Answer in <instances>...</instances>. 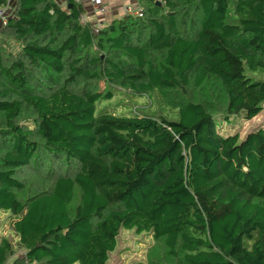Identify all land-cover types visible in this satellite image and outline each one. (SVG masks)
Listing matches in <instances>:
<instances>
[{
	"label": "trees",
	"instance_id": "obj_1",
	"mask_svg": "<svg viewBox=\"0 0 264 264\" xmlns=\"http://www.w3.org/2000/svg\"><path fill=\"white\" fill-rule=\"evenodd\" d=\"M140 3L95 31L80 0L14 1L0 213L15 238L0 264H108L122 229L153 237L140 264H264V129L217 128L263 111L264 0ZM125 90L176 119L102 108Z\"/></svg>",
	"mask_w": 264,
	"mask_h": 264
},
{
	"label": "rangeland",
	"instance_id": "obj_2",
	"mask_svg": "<svg viewBox=\"0 0 264 264\" xmlns=\"http://www.w3.org/2000/svg\"><path fill=\"white\" fill-rule=\"evenodd\" d=\"M3 26L0 24V30ZM101 29V28H100ZM100 87H104V83H100ZM198 98L197 96H194ZM102 108H108L111 112L127 113L134 115H149L153 117H165L168 119H176L173 117L166 105L164 99L154 94H136L127 90L118 91L112 100L102 104ZM217 128L220 134L224 136L236 135L239 133L240 139L257 129H264V108L263 111L252 120L233 117L230 121H218ZM24 176L30 180H34L37 174L32 169L26 170ZM42 176H44L42 174ZM46 177V176H44ZM47 178V177H46ZM9 213H0V237L6 236L14 239L15 235L12 231ZM154 239L150 234H139L134 230L122 229L118 238L117 246L114 252L110 254L108 264H140L146 263L149 251L154 247ZM22 253L21 251L19 252ZM161 257V255H160Z\"/></svg>",
	"mask_w": 264,
	"mask_h": 264
},
{
	"label": "crops",
	"instance_id": "obj_3",
	"mask_svg": "<svg viewBox=\"0 0 264 264\" xmlns=\"http://www.w3.org/2000/svg\"><path fill=\"white\" fill-rule=\"evenodd\" d=\"M59 5L66 7L67 0H55ZM141 0H104L107 11L104 14H97L93 11L90 0H80L84 6V21L89 23L93 29H100L107 24L125 16L128 9L137 11L141 8Z\"/></svg>",
	"mask_w": 264,
	"mask_h": 264
},
{
	"label": "built area",
	"instance_id": "obj_4",
	"mask_svg": "<svg viewBox=\"0 0 264 264\" xmlns=\"http://www.w3.org/2000/svg\"><path fill=\"white\" fill-rule=\"evenodd\" d=\"M14 1L15 0H8L6 6L0 8V24L2 26H6L10 13L12 9L14 8ZM92 4L93 11L97 14H104L107 11V8L104 4V0H90ZM129 15H134V16H142V8H140L137 11H134L132 9H128L127 13ZM84 21V18H83ZM85 22V21H84ZM95 31H98V29H94Z\"/></svg>",
	"mask_w": 264,
	"mask_h": 264
},
{
	"label": "water",
	"instance_id": "obj_5",
	"mask_svg": "<svg viewBox=\"0 0 264 264\" xmlns=\"http://www.w3.org/2000/svg\"><path fill=\"white\" fill-rule=\"evenodd\" d=\"M141 1H147V0H141Z\"/></svg>",
	"mask_w": 264,
	"mask_h": 264
}]
</instances>
